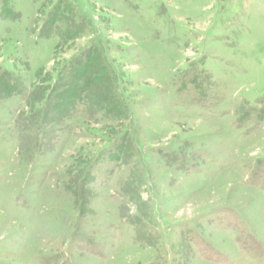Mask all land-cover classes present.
<instances>
[{
    "label": "rangeland",
    "instance_id": "rangeland-1",
    "mask_svg": "<svg viewBox=\"0 0 264 264\" xmlns=\"http://www.w3.org/2000/svg\"><path fill=\"white\" fill-rule=\"evenodd\" d=\"M44 1L0 0V264H264V0H64L59 45Z\"/></svg>",
    "mask_w": 264,
    "mask_h": 264
},
{
    "label": "trees",
    "instance_id": "trees-1",
    "mask_svg": "<svg viewBox=\"0 0 264 264\" xmlns=\"http://www.w3.org/2000/svg\"><path fill=\"white\" fill-rule=\"evenodd\" d=\"M33 1L37 2L38 0H33ZM64 2H65L64 0H54V1L53 0H45L44 1V6L45 5L47 6V10L43 14V20H42V23H41L39 30H38V38L47 39V38H50L52 35L55 34L58 37L59 41L57 44L59 45L61 41H62V43H66V42H68L69 38L72 39V38H75L76 36H79V34L81 32L78 29L73 30L72 28H67L64 32H62L61 36L58 34L57 24L61 20H64L66 22V24H70V22H71L70 19L63 17V13L65 12V9H66V6L63 5ZM65 33H66V35H65ZM69 33L71 34V36L67 35ZM72 35H73V37H72ZM92 50H94V49H92ZM87 55L88 54H86L85 57ZM79 59H81L80 54L73 57V59L71 60L72 66H70V64H69L68 66H65L64 68H61V70L58 72V75L56 74V76H55L57 81L66 77L65 74L68 72L69 69H71V70L76 69L77 68L76 66L79 64V62L77 60H79ZM74 67H76V68H74ZM102 68H103V66H101V70H100L101 74H102ZM77 71L79 72V68L77 69ZM85 71L86 70H84L83 72H80L81 75ZM11 74H13L14 76ZM67 75L69 78V85L65 86L58 93V96L61 100L66 99V101H67V104H66L67 108L63 109L62 112H59V113L57 112L59 114L58 115V117H59L58 122L60 123L61 129H63V121H64V118L61 120V117L64 114L66 115L68 113V108L73 107V106H75V104H79L81 102L79 99H76L78 97V94L81 92L80 91L81 88L76 85L77 76L74 77L72 74H67ZM92 76L93 77H92L91 81H94V79H97L96 73L93 72ZM50 78H51V76H48L46 78L45 84H47L48 81H50ZM75 81H76V83H73ZM20 85H21V78L19 76H16L14 73L9 72L8 70L0 68V102L3 100H6L9 97L14 96V95L21 94V93H18L17 89L15 90V88L19 87ZM34 91H35V87H34ZM30 94H33L32 91L30 92ZM42 96H43L42 92H40L39 96L34 97L38 105H41V102L45 100L44 97H42ZM79 105H82V102ZM43 151H46V150H42V149L36 150V152H43Z\"/></svg>",
    "mask_w": 264,
    "mask_h": 264
}]
</instances>
